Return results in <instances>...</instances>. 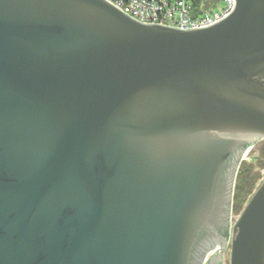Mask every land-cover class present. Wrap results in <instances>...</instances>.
I'll return each mask as SVG.
<instances>
[{"label": "water", "instance_id": "95a60500", "mask_svg": "<svg viewBox=\"0 0 264 264\" xmlns=\"http://www.w3.org/2000/svg\"><path fill=\"white\" fill-rule=\"evenodd\" d=\"M261 140L264 0L190 30L0 0V264H264V177L232 223Z\"/></svg>", "mask_w": 264, "mask_h": 264}, {"label": "built area", "instance_id": "2783aa9c", "mask_svg": "<svg viewBox=\"0 0 264 264\" xmlns=\"http://www.w3.org/2000/svg\"><path fill=\"white\" fill-rule=\"evenodd\" d=\"M132 18L181 30L204 28L225 18L234 0H108Z\"/></svg>", "mask_w": 264, "mask_h": 264}, {"label": "trees", "instance_id": "16d2710c", "mask_svg": "<svg viewBox=\"0 0 264 264\" xmlns=\"http://www.w3.org/2000/svg\"><path fill=\"white\" fill-rule=\"evenodd\" d=\"M202 0H197V4ZM264 145L261 147V156L257 158L256 164L258 167L264 166ZM253 163L242 162L235 186L233 211L241 212L244 204L247 203L250 196L253 194L256 186L262 180V175L259 172H254Z\"/></svg>", "mask_w": 264, "mask_h": 264}, {"label": "rangeland", "instance_id": "374dc122", "mask_svg": "<svg viewBox=\"0 0 264 264\" xmlns=\"http://www.w3.org/2000/svg\"><path fill=\"white\" fill-rule=\"evenodd\" d=\"M263 145H264V140H261L258 143H256L252 147V149L249 151V153L246 155V157H245V159L243 161V162H248V163L251 162V163H253V167H254L253 171L254 172H259L262 175V177H264V166L263 167H258V165L256 164V162H257L256 160H257V158H260V156H261V147ZM263 160H264V158H263ZM260 182L258 183V185L260 184ZM258 185L256 186V188L258 187ZM256 188H255V190H256ZM234 193H235V191H234ZM245 205L246 204H244V207H245ZM240 213L241 212H239V211H233V214H232V223L233 224L238 219ZM232 231H233V228H232ZM230 258H231V242L228 244V246L226 247V249H225V251L223 253L222 264H230Z\"/></svg>", "mask_w": 264, "mask_h": 264}]
</instances>
